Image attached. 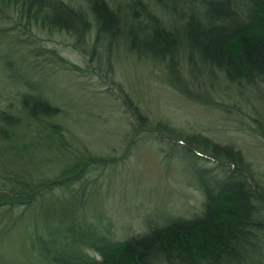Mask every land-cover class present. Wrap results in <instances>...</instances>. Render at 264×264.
Segmentation results:
<instances>
[{
	"label": "trees",
	"instance_id": "1",
	"mask_svg": "<svg viewBox=\"0 0 264 264\" xmlns=\"http://www.w3.org/2000/svg\"><path fill=\"white\" fill-rule=\"evenodd\" d=\"M2 17L69 36L122 94L133 120L131 150L165 143L167 167L176 162L182 173L189 165L187 184L200 200L195 213H150L142 233L120 231L96 179L114 168L106 163L114 155L87 150L73 130L79 119L50 100L34 75L45 69L23 74L10 50L5 65L15 88L4 96L0 87L9 101L0 109V264H264V179L255 165L234 145L156 125L114 80L126 49L201 106L228 114L252 106L249 96L264 100V0H0ZM21 42L28 61L42 55L72 72L79 67L33 37ZM73 114L84 109L73 106ZM258 127L264 137V118Z\"/></svg>",
	"mask_w": 264,
	"mask_h": 264
},
{
	"label": "rangeland",
	"instance_id": "2",
	"mask_svg": "<svg viewBox=\"0 0 264 264\" xmlns=\"http://www.w3.org/2000/svg\"><path fill=\"white\" fill-rule=\"evenodd\" d=\"M18 28L23 29L21 36L14 33ZM28 37H33L36 44L46 47L48 51L54 50L65 60L64 63L75 64L80 68L72 72L57 67L52 60L43 58L42 55L28 61L25 58L26 51L22 50L26 45L21 42V38L26 40ZM72 43L69 36L23 27L15 20L2 17V95L7 96L5 93L9 94V90L15 88L10 78L12 73L5 65L8 51L15 53L10 60L15 59L25 75L31 76L36 69H45L43 75H34L43 78L42 83L50 100L72 113L70 118L73 121L77 122L79 119L81 127L73 130L78 131L77 134L87 142V150L102 159L109 158L107 153L114 155L113 160L106 162L113 164L114 168L98 173L96 179L98 184H105L103 189L106 210L110 220H113L120 231H128L130 234L142 233L143 222L150 213L154 216L183 210L195 213L200 195L194 187L187 184L190 181L189 165L187 172L181 173L182 167L175 162L170 170L167 167L169 161L163 153V149L167 148L165 143H143L131 150L135 139L129 136V123H133V120L126 113L125 105L123 106L122 94L114 85L111 86L105 77L103 79L96 75L97 72H94L90 63L73 48ZM45 58L49 63L44 62ZM114 75V80L122 85L136 104L148 112L156 125L162 122L168 124L169 129L174 128L184 135L198 134L217 142L234 145L255 165L264 179V137L258 127L264 118V100L256 95L249 96L252 106L242 105L240 110L231 108L228 114L222 111V108L201 106L174 90L149 64L138 60L126 49H121L117 54ZM22 89L21 87L20 90ZM77 94L81 97L79 101H76ZM8 103L4 97H0V109L6 108ZM73 106L84 109L83 116L79 118L73 114ZM25 221L29 224L28 218L22 222ZM13 244L16 245L15 249L21 246V242ZM13 244L11 248L14 247Z\"/></svg>",
	"mask_w": 264,
	"mask_h": 264
}]
</instances>
